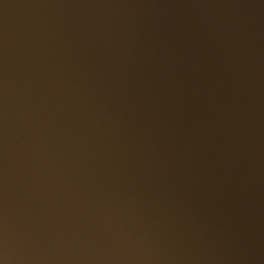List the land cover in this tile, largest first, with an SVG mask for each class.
Instances as JSON below:
<instances>
[{"label":"water","instance_id":"95a60500","mask_svg":"<svg viewBox=\"0 0 264 264\" xmlns=\"http://www.w3.org/2000/svg\"><path fill=\"white\" fill-rule=\"evenodd\" d=\"M0 264H264V0H0Z\"/></svg>","mask_w":264,"mask_h":264}]
</instances>
